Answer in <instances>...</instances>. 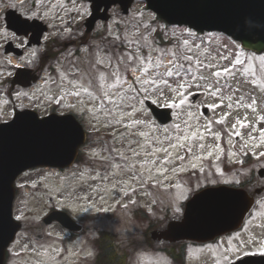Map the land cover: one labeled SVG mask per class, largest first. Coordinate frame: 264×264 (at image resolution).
Masks as SVG:
<instances>
[{
  "label": "rangeland",
  "instance_id": "rangeland-1",
  "mask_svg": "<svg viewBox=\"0 0 264 264\" xmlns=\"http://www.w3.org/2000/svg\"><path fill=\"white\" fill-rule=\"evenodd\" d=\"M81 5L82 8H80ZM142 5L143 2L137 1L133 10L126 16L114 12L113 18L107 23V28L112 29L111 35L117 32L116 21L120 25L119 31L128 34L137 25L150 24L153 28L158 27L156 35L161 47L175 42L182 44L183 40H188L190 45L193 42L200 45V54L207 53L212 63L216 65V68L210 71L231 67L239 54L244 64L236 66L238 71L235 77L229 76L227 79L233 87L239 85L242 92L246 93L243 105L237 106L233 100L232 107L229 108V101L225 99L220 107L210 109L214 121L224 120L223 124L213 123L211 131L207 130L208 120L201 114L200 105L191 103H186L181 108H173V120L165 126L158 125L147 108L140 112L142 106L137 103L135 105L137 113L127 116L124 123L140 120L143 123L139 127L130 130L122 126L105 127L103 113L89 111L92 108L91 103L84 98L78 100L65 95V91L70 89L67 85L63 88L59 86L61 75L68 61L75 57L84 59L88 54H94L96 46L103 37L81 46L78 54L71 55L72 53L68 52L60 55L59 59L54 61L55 63L51 60L50 64L55 65H52V70L46 69L41 80L29 89L10 90L5 82L6 77L12 72L10 64L24 63V65L33 67L38 53L45 44L26 49L21 57L5 54L2 48L6 41L11 40L18 46L24 43L21 38L5 28L1 9L10 6L24 15L39 17L47 21L50 24V31L45 36L46 38L56 34L57 21L64 17V13L68 19H79L86 14L87 9L80 0H76L75 4L72 0L69 2L65 0H0V120L10 118L14 109L35 106L39 110H44L47 106L52 107V103L60 99V110L69 109L67 105L70 103L75 105L71 110L83 116L84 127L87 130V142L80 149V159H77L70 168L63 171L36 168L18 177L13 214L15 218L19 217L21 228L9 247L7 264H93L92 257L96 253L94 240L97 235L96 231L99 229L111 231L117 247L128 248L129 264H168L166 259L160 261L156 253L148 250V247L143 244H139L138 241L146 237L143 234L148 222L138 219L133 214L136 208L145 207L150 213L149 221L163 226L167 212L169 210L172 213L176 212L183 199H176L179 196L177 185H180L186 195L205 183L238 182L247 168L237 163L233 169L224 171L221 158L227 157L236 161L240 154L249 147L254 149L255 153L258 150H264V139L261 138V132L264 131V89L260 87L264 84V79H261L264 76V65L259 59L264 53L260 55L249 53L223 33L206 32L198 35L190 30L188 32L183 26L178 28L165 26L162 22L153 20L151 13L143 12ZM77 8L80 9L79 12L76 11ZM165 31L168 33L167 36L164 35ZM173 33H175L174 37ZM104 34L106 36L108 32L105 30ZM85 48L87 52L84 51ZM195 51L193 48V52L189 54H194ZM144 54L147 55L148 50H145ZM222 57H227V59H222ZM245 69L249 70L247 83L244 82L245 77L241 75ZM252 79L256 80L255 85L252 84ZM194 91H204V89L189 88L185 93L188 100L189 93ZM147 98L162 106L170 102L178 103L180 99L177 94L168 90H165L163 94L155 93L145 97ZM254 100L255 104L252 103ZM202 103L205 105L219 104L220 100L206 93ZM241 123L249 127L241 128ZM177 124L181 129L179 133L175 129ZM188 125L191 127L188 128ZM233 125L236 127L233 128ZM140 132H143L144 136H140ZM192 132L203 133L204 138L200 139L198 136L196 139H191ZM217 132L220 133L218 139L214 135ZM234 132H239L240 135L235 136ZM177 135L189 137L188 140L183 141L184 148L170 147L167 138H172V144H178L180 141L175 139ZM156 140L161 143H152ZM130 141H138V143L130 144ZM201 144L204 145L202 149L199 147ZM144 145L150 146L145 149ZM104 146L114 149L112 156L115 159L107 172L101 174L102 178L92 180L89 177L96 175L101 157L109 155L108 152L102 151ZM189 146H192L191 153L187 152ZM154 147L167 148L173 156L174 162L164 166L168 171L163 176L157 175V169L161 167L159 161L163 160L166 154L160 152L155 156L145 155V152L151 153ZM94 151L99 155L93 157ZM134 153H139V155H134ZM178 155L185 156L183 163L175 159ZM120 156L127 160L129 166L135 165L137 175L143 174L147 187H141L140 182L133 178L131 171L116 166L120 163ZM153 159L157 161L155 166H151ZM142 164L144 167H141ZM193 164L196 165L195 168L192 167ZM103 176H107V179ZM157 180L162 183L159 187H152ZM125 193L128 195L125 196ZM136 193L143 194V200H135ZM151 205H155V208L151 209ZM53 206L67 209L85 226L72 242H64L67 233L57 223L44 224L42 222V217ZM255 211L257 213L255 212L254 219L250 221V227L244 234V239L242 235L239 245L231 248L236 250L235 253L230 252V248H221L213 258L202 257L203 262L200 264H224L225 256L232 260L246 250L262 247L264 245V202H261Z\"/></svg>",
  "mask_w": 264,
  "mask_h": 264
},
{
  "label": "snow or ice",
  "instance_id": "snow-or-ice-1",
  "mask_svg": "<svg viewBox=\"0 0 264 264\" xmlns=\"http://www.w3.org/2000/svg\"><path fill=\"white\" fill-rule=\"evenodd\" d=\"M75 4L76 0H72ZM82 8V5L80 6ZM76 11H80L79 8ZM21 23H24L21 21ZM39 31H45L40 25H35ZM103 27V26H101ZM157 28H153L150 24L137 25L134 30L128 34L126 32H120L117 29L115 35H111V27L106 29L108 35L101 39V42L96 46V52L94 54H88L84 59L80 57H75V59L69 60L67 66L63 70V74L60 78V87L63 88L67 85L68 91H65V95L69 97H74L80 100L81 98L86 99L91 103L92 108L89 111H95L104 114L105 127L116 128L117 126H122L125 129H133L139 127L143 122L140 120H132L130 123H124L127 116H133L137 113L135 105L139 103L142 107L139 110L143 112L145 108L149 111H153L152 103H148L145 97L150 96L155 93L163 94L165 90L177 94L180 99L178 103L170 102L165 105L168 108H181L186 103H193L194 101H189L185 93L189 88H203L204 91L211 95L212 97L219 98V104L208 105L210 109H216L220 107L224 100L229 101L228 107H232V101L235 100L237 106H242L245 100L246 93H243L241 86L233 87L232 84L228 82V77H235V73L238 71L236 66H243L244 61L237 58L231 67H224L216 71H210L216 68V65L212 63V60L208 57L207 53L200 54V45L189 44L188 40H183L181 42H175L171 45L164 47L160 46V41L157 38ZM82 37L84 34H81ZM164 35L167 36L168 33L165 31ZM173 37L175 33L172 34ZM37 42H39L37 38ZM166 43V42H165ZM194 54H189L193 52ZM148 50V54L145 55L144 51ZM87 52V49H84ZM71 55H75L72 53ZM201 56L203 58H201ZM222 59H227V57H222ZM255 59V57H251ZM260 63L264 65V55L259 57ZM248 69H245L241 75L245 77V83H247ZM131 73V77H129ZM255 72L253 70V76ZM264 79V76L261 77ZM252 84H256V80L252 79ZM260 87L264 89V84ZM237 93H241L237 96ZM189 95H194L189 93ZM62 99V98H61ZM60 103V99L56 101ZM253 104L256 103L254 100ZM69 109L75 107L74 104L67 105ZM252 107V105H248ZM131 109V111H129ZM163 115H167L164 113ZM191 115V114H189ZM70 119V117H68ZM207 130L211 131V126L215 124H223L224 120L213 121L211 117H208ZM186 124L188 122H185ZM191 126L188 125V128ZM236 126L233 125V128ZM241 128L249 127V125L241 123ZM176 131L180 132V125H175ZM131 134V133H130ZM140 136H144L143 132L139 133ZM218 139L220 133L214 134ZM235 136H239V132H234ZM199 136L203 139V133L192 132L191 139H196ZM261 138L264 139V131L261 132ZM170 147L173 149L184 148L183 141L189 139L187 135L181 137L177 135L175 139L180 141L178 144H172L171 137L167 138ZM131 143H138V141H130ZM152 143H161V141L156 140ZM150 145H144L146 149ZM201 149L204 147L203 144L199 146ZM219 148V145H217ZM102 151L108 152L109 155L106 157H101L96 175L90 176L92 180L102 178L101 174L107 172L108 168L112 166V162L115 157L112 156L114 149L104 146ZM164 152L166 155L163 160L159 161L161 167L157 169V175L163 176L165 172L168 171L165 165L173 164L172 153L168 151L167 148L154 147L151 153L145 152V155L155 156L157 153ZM187 152H192V146L187 148ZM93 157L99 154L95 151L92 153ZM134 155H139V153H134ZM211 155V153H209ZM264 156V153H260ZM120 163L117 167H122L126 171H131L133 178L138 180L141 187H147V182L145 181L143 174H136L135 165L129 166L127 160L120 156ZM183 163L185 156L178 155L175 157ZM200 159V157H197ZM145 163H148L145 161ZM157 161L153 159L151 161V166H155ZM144 167V164L141 165ZM193 168L196 167L195 164L192 165ZM203 171V169H201ZM175 172V169H173ZM107 179V176H103ZM152 178V177H150ZM154 179V178H152ZM165 179L167 177L165 176ZM161 181H155L152 187H159ZM179 190V196L176 199L184 198L186 195L184 190L177 185ZM135 191V189L133 190ZM125 196L128 194L125 193ZM179 211V208L176 209ZM19 219V217H17ZM230 252L235 253V249H229ZM259 255L264 256V249H262ZM248 255H257V253L246 252ZM224 264H232L227 256L224 257ZM240 264H245L244 260L241 259Z\"/></svg>",
  "mask_w": 264,
  "mask_h": 264
},
{
  "label": "water",
  "instance_id": "water-1",
  "mask_svg": "<svg viewBox=\"0 0 264 264\" xmlns=\"http://www.w3.org/2000/svg\"><path fill=\"white\" fill-rule=\"evenodd\" d=\"M122 1L126 8L130 0ZM146 1L149 8L168 22H184L198 29L223 30L239 39L247 48H264V0ZM102 2L103 0H93L94 10ZM95 18L96 14H93L88 26ZM6 23L8 28L18 34L31 30L38 38L41 32L35 27L36 23H28L13 11L7 12ZM201 96L202 93L194 94L193 101ZM152 109L154 112H151L160 122L171 120L168 108L152 104ZM164 113L167 115H163ZM205 114L208 116L206 112ZM82 141L83 132L71 117L69 119L52 115L37 119L32 113L25 111L15 114L11 121L0 124V264L5 247L20 226L12 218V182L16 175L25 168L37 165H69ZM210 191V196L203 192L191 199L182 220L171 221L157 236L168 240L205 239L234 228L247 209L248 202L244 192L224 187ZM50 215L45 219L46 222L57 218L63 224L71 225L64 213L56 211Z\"/></svg>",
  "mask_w": 264,
  "mask_h": 264
},
{
  "label": "flooded vegetation",
  "instance_id": "flooded-vegetation-1",
  "mask_svg": "<svg viewBox=\"0 0 264 264\" xmlns=\"http://www.w3.org/2000/svg\"><path fill=\"white\" fill-rule=\"evenodd\" d=\"M84 6L86 7V9H88L89 4L87 0H84ZM75 31L76 27L73 28L71 32L72 35ZM54 42L58 43V41ZM245 181L246 182L243 184V186L245 187L248 195L255 201V209L261 202H264V177H260L257 174V170H254V172L248 170V172H246ZM254 212L257 213V211ZM179 216L180 214L174 212L171 213L170 219H178ZM243 226L244 223L237 230L230 233H225L207 242L186 240L170 244L167 242L147 238H143L142 241L138 242L139 244L141 243L144 246L148 247V250L152 251L153 253H155V249L163 247L165 251L162 250L161 255L168 261V264H200V262H203L202 257L208 256L213 258L216 256L217 251L221 248H234L235 246H238L242 238L241 233L243 232ZM249 226L250 224L248 222L246 229H248ZM121 249V247H113V245H111V249H107L108 252H110L111 258L116 261V264H121L125 261V258H128L130 256L127 253L128 249L126 251ZM262 249H264V245L262 247L246 250L243 253L239 254L237 258L241 255H244L246 252L258 254ZM164 253H167L169 255V258L164 257L166 256ZM112 255H114L115 258H113ZM124 264H126V262Z\"/></svg>",
  "mask_w": 264,
  "mask_h": 264
}]
</instances>
